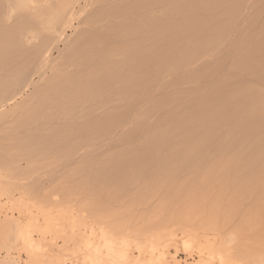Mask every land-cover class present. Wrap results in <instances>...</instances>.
<instances>
[{"label":"bare ground","instance_id":"1","mask_svg":"<svg viewBox=\"0 0 264 264\" xmlns=\"http://www.w3.org/2000/svg\"><path fill=\"white\" fill-rule=\"evenodd\" d=\"M0 131L39 144L43 156L63 159L60 172L112 188L113 197L156 193L158 181L157 195L180 187L173 198L184 201L190 188L220 180L223 242L187 231L183 250L194 243L219 264H264V0H0ZM53 218L43 227L57 229ZM17 222L14 242L32 261L41 245L31 228L42 238L49 231ZM106 227L80 236L85 264H132L131 243L148 264L165 262L152 239L133 242ZM7 256L0 264H18Z\"/></svg>","mask_w":264,"mask_h":264},{"label":"rangeland","instance_id":"2","mask_svg":"<svg viewBox=\"0 0 264 264\" xmlns=\"http://www.w3.org/2000/svg\"><path fill=\"white\" fill-rule=\"evenodd\" d=\"M8 132L5 131V133H4V131L3 132L0 131V256L1 257L6 256L8 258L7 255H9V258L15 260L18 264H36V263L37 264H83L81 262H84V261L83 260L81 261V259L84 258L83 252H85V248H84V245L81 243V242H83V240H81V241H79V240L86 233H87L86 238L84 236V240L87 239V237L89 238V235L93 236L92 233H94V232L90 233L91 230L92 231L94 230L95 234L98 235V233H99L98 231H100V227H103V226L106 227L107 226L106 229L107 228H109V230L113 229L112 231L114 233H117V235H124V237L126 235V237L129 238L130 241L135 240L137 242H143V241L145 242V240H147V239H152L153 240L152 244H156L157 248L159 249V253L163 254L164 258H165V262L163 263L160 261V264H174L173 261H175V262L177 261V262H179V264H198L200 262L199 261L200 259H201V261L205 260L206 264H213L212 262H214L215 264H219L218 259L216 257H214V258L212 257V260H211V258H209L210 255L207 254V250L205 251V253L203 252V253H201V255H199L201 250L199 252L196 249L197 244L194 245V243H193L192 245L195 247H193L191 245L192 248H190V249H192V250H190V251L188 250L189 252H185L183 250L184 248H183L182 244H183L184 237H185L183 235H185L187 233V231H188V233L186 235H189V233L194 232V233L201 234V237L202 236L208 237L207 239L210 241L209 243H212L213 245H216V246H219L223 242L222 237L224 239V236H221V235L224 234L223 225H224L225 207H226L224 203H226L225 202L226 201L225 196H227L226 194H228V192H227L228 190L226 191V187H224V184L222 185L220 183V180L216 181L214 183L212 182V184H210L211 182H209V183L207 182L208 185H206V183H205V185H206L205 187H209L210 185H212V186H210L211 189L210 188L208 189L209 191L205 187L204 188L206 189V191L201 189V185H199L200 188L199 187L196 188L198 186V182L196 181V183H195L196 186H194V187L198 190L196 191V189L194 188L195 191H193L190 188V190H188V193H187V195L189 197L184 201H177V199L173 198L174 194L176 195L179 192H181L182 189L180 187L176 188V190H172V192L174 191L173 194L172 193L165 194L164 195L165 198H163L164 196H162V195L160 197V194L157 195L156 194L157 191L160 190V189H158V188H160V185H159L160 183L158 181L156 183L159 186L156 185V183L155 184L153 183V186L158 187V188L156 187L158 189V190L156 189V193H155V190L153 189L155 187L152 186L151 188L154 190V193L152 191V194L146 193L147 194L146 195L144 193L145 196L142 194H141L142 196L141 195L136 196L137 198L140 197L138 200L134 196L131 197L132 198L131 199L129 197L130 195L127 196L128 198L125 195H123V196H125L123 198V196L121 195L122 196V198H121L120 195H118L119 197L115 196L114 195L115 193H113V195H114V197H113L112 194L108 195V194H110V189H112V188L108 187L109 190L108 189H101L102 188L101 186H103V188H105L104 185L98 184L101 187L100 188L101 190H100V189L96 188L97 184L96 185L94 184L95 188L97 189L96 190L95 188H92V187H94V185L90 184V182L87 183L88 179L87 180L85 179V178H87L86 176H85V178L83 177L84 180L86 181V183L82 178V174H81V177H80V175L75 177V175H73L74 174L73 172H75L78 169V166L80 164H78L77 166L74 165V167L72 165V167H70V169L67 170V172H70L68 174L73 173L72 175H67V173L63 174V171L66 172L65 166L63 167V165H65V163L63 164V162H62L63 159H61L60 157L54 158L52 156V154H51V156H52L51 157L49 155V153H50L49 149H48V155L49 156H47V155L43 156V154L41 153L42 150L37 149L39 144H36V147H35V145H34V147L32 146L33 148L31 146L26 147V145H24L23 140L20 143L18 138L13 135V132H12V134H11V132H9L10 135L8 137V135H7V134H9ZM14 140H15V143H14ZM41 147H42V145H41ZM38 150L41 151L40 153H41L42 157H41ZM36 151H37V153H35ZM34 153L36 156L34 155ZM25 155L29 158V160L27 159V157ZM30 157H31V159H30ZM53 159L58 160V161H55V160L53 161ZM17 160L18 161L20 160V161L17 162ZM25 160H27V161L25 162ZM45 162H46V164H45ZM48 162H49V164H48ZM52 162L53 163L56 162V163H54L52 165ZM61 162H62V164H61ZM57 167H59L60 169H58ZM61 169L63 171L60 172L59 170H61ZM53 171H55V172H53ZM46 173H48V174H46ZM60 173H62L61 177H60ZM63 175L65 178L62 177ZM47 176H49V177H47ZM57 177H58V180H57ZM59 177H60V179H59ZM66 177H69V178H67L69 181L66 179ZM70 177L72 178V180L70 179ZM78 178L79 179L81 178L80 179L81 182L79 181ZM35 179L37 180V182ZM38 179L41 182H39ZM64 179H66L67 181ZM75 181H76V183H74ZM198 181H200V180H198ZM206 181H210V179L208 180L206 178ZM31 182H32V184H31ZM51 182L52 183L54 182V183L52 184ZM82 182H83V185H82ZM163 182H161V183H163ZM166 182L167 181H165V183ZM37 184H38V186H37ZM55 184H56V186H55ZM89 184L92 185V187ZM29 185H31L32 187ZM33 185H34V187H33ZM39 185H40V188H39ZM202 185L204 186L203 183H202ZM161 186H163V184ZM203 186H202V188H203ZM181 187H182V184H181ZM29 188H31V189H29ZM151 188H150V191H151ZM179 188L181 189L180 191H178ZM200 189L203 191L202 193H201ZM102 190H104L105 192ZM150 191H149V193H150ZM176 191H177V193H176ZM192 191L195 193H193ZM199 192L201 194H199ZM204 192H205V194H204ZM184 193H185V191H184ZM81 194H83V195H81ZM154 194H156V195H154ZM111 196H112L113 200L111 199ZM118 198H120V199H118ZM184 198H186V197L184 196ZM30 199L33 200L30 203V206H32L31 208L29 206V203H27V202H30L29 201ZM161 199L162 200L164 199V201H162ZM183 199H181V200H183ZM131 200H132V202H131ZM136 200H137V202H136ZM142 200H143V202H141ZM166 200L169 204L166 202V205H165ZM178 200H180V198ZM148 201H150V203ZM99 202H100V204H99ZM102 202H104V203H102ZM36 203H37V206L40 207V209L36 206ZM38 204H40L41 206ZM136 204H138L137 206H139V207H137ZM140 204L145 205V206H142ZM158 204L161 206H159ZM162 204H164L165 206ZM182 204L183 205L185 204L184 205L185 207H187L188 205L189 206L185 209ZM134 205H135V207H134ZM174 205L176 207H174ZM120 207H121L122 211L120 210ZM145 207H147V208H145ZM181 207H183V211H185V212L182 211ZM33 208L35 210H32ZM44 208H45V210H44ZM125 208H127V209L125 210ZM135 208H136V210H135ZM140 208H142V209H140ZM155 208H157V211L152 210ZM188 208H189V210H188ZM41 209H43L44 212L48 211L47 216L49 219H52V217H55V218H53V220L55 219L54 224H55V228L57 227V229H55V230L51 229L54 227V226L53 227L51 226L50 230H53V231H50V230H48L49 229L48 227H47L48 229L43 227L46 223L45 220L47 219V216H46V219L44 216H42L43 214H41L42 213ZM49 209L51 210V212ZM110 209L112 211H114V214H112L113 212ZM38 210H40V211L38 212ZM115 211L117 212L116 214H115ZM142 211L143 212L145 211L144 212L145 214ZM158 211L160 213H158ZM161 211H163V213ZM174 211H175V214H174ZM64 212H66V213H64ZM131 212H132V214H129ZM136 212L138 213V215L140 213V215L138 216L136 214ZM166 212L168 215L166 214ZM56 213H58V214H56ZM61 213H63V214H61ZM154 213L159 214V217L157 218L158 221H156V216H158V214L156 215ZM59 214H61V215L59 216ZM172 214L175 215V216H173V218H171L172 216H169ZM184 214H186V216H182ZM65 215L69 217V220L71 219L70 220L71 222L67 219V217ZM149 215L151 216V218H149L150 217ZM166 216H167V218H165ZM140 217H142V218H140ZM179 217H181V218H179ZM101 218H102V220H101ZM118 218H119V220H118ZM147 218H149L150 221H148L149 219H147ZM37 219H39V220H37ZM103 219H105V220H103ZM124 219H126L127 221H125ZM141 219H143V220H141ZM29 220L30 221L35 220L36 223L35 222H33V223L37 224L38 226H42L41 227L42 231H43V229H47V231H49V235H48V232L46 231L47 232V234H46V233H44L45 232V230H44V232H42V235L44 233L43 238H42L41 234L39 233L40 231H37V228L35 229V231H34V229L32 230L33 227L31 228L30 232H32V233H29V234H31L32 239L34 241L36 240L35 242L38 244V246L41 245L40 246L41 251H39L38 254L36 256H34L36 258L34 259L32 257L34 260L30 258L32 261H30L29 258L26 257L27 255H25V253L23 251H21L22 249H19V246H18L19 244L17 245V242L15 244L14 238L12 235L13 232L11 233V231H13V230H11V228H12L11 223L12 222L15 223L18 221L17 223L22 224V223L29 221ZM56 220H57V223H56ZM76 220L78 223H76ZM153 220H154V223H151V222H153ZM143 221H144V223H143ZM73 222H74V224H77L78 226L74 225V227L73 226L71 227L70 224H72ZM128 222H129V224H128ZM109 223H110V225H109ZM117 223L120 224V227L121 226H123V227H121V229H118L120 227H119V224L117 226ZM141 223H143V225ZM35 224H33V225H35ZM114 224L118 228L116 226L114 227ZM37 225H35L34 227H36ZM79 225H81V226H79ZM126 225H128V226H126ZM149 226H150V228H149ZM165 226H166V228H167V226L170 228V229H167L169 231H160V229L161 230L163 228L165 229ZM125 227H129V228H125ZM39 228H38V230H40ZM60 228H61V230H60ZM58 229H59V231H58ZM72 229H74L73 232H72ZM171 229H172V231H170ZM77 230L80 232H78ZM123 230H124V232H123ZM184 230H186V231L184 232ZM61 231H64V232H61ZM96 232H98V233H96ZM52 233H55V234H52ZM39 234H40V236H39ZM169 234H173V235L169 236V237H172L170 241L165 242L164 241V240H166L165 238L164 239L159 238V236H161V235H165V236L167 235L168 236ZM56 235H58L57 236L58 238H56ZM97 235H95V236L97 237ZM181 235L183 236L182 238H181ZM133 237H135L136 239ZM90 241L92 242V238L90 239ZM202 242H203V240H202ZM248 244L249 243H247V245ZM78 245H80V246H78ZM82 246H83L84 250H82L83 249ZM134 246H135V244L131 243L130 248L128 250V253H129L128 255L130 257L129 263H132V264H148L146 261L147 260V253L143 252L142 254L140 253V255H139V253H137L138 250L135 249L136 247H134ZM248 247H246V248H248ZM143 249H146V248L144 247ZM248 249L252 250L250 247ZM78 250L81 252H79ZM144 251H146V250H144ZM138 255H139V259L137 257ZM202 258H203V260H202ZM215 258L217 261L215 260ZM135 259H137V260H135ZM252 259H248V261L252 262L253 261ZM35 260H36V262L34 263L33 261H35ZM254 261H255V259H254ZM85 262H84V264H85Z\"/></svg>","mask_w":264,"mask_h":264}]
</instances>
